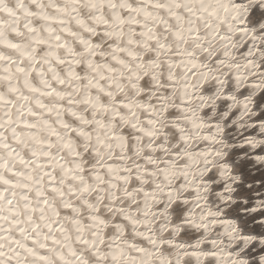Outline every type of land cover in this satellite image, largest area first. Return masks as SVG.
Segmentation results:
<instances>
[{"label":"snow or ice","instance_id":"obj_1","mask_svg":"<svg viewBox=\"0 0 264 264\" xmlns=\"http://www.w3.org/2000/svg\"><path fill=\"white\" fill-rule=\"evenodd\" d=\"M0 264H264V0H0Z\"/></svg>","mask_w":264,"mask_h":264}]
</instances>
